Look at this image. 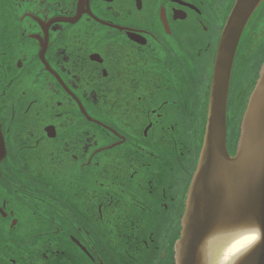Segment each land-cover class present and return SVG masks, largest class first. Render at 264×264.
<instances>
[{
	"label": "flooded vegetation",
	"instance_id": "obj_1",
	"mask_svg": "<svg viewBox=\"0 0 264 264\" xmlns=\"http://www.w3.org/2000/svg\"><path fill=\"white\" fill-rule=\"evenodd\" d=\"M235 2L0 0L5 154L18 133L0 164L16 211L0 218V264H177L205 139L203 29L219 38ZM252 14L229 93L233 156L264 63V1Z\"/></svg>",
	"mask_w": 264,
	"mask_h": 264
},
{
	"label": "water",
	"instance_id": "obj_2",
	"mask_svg": "<svg viewBox=\"0 0 264 264\" xmlns=\"http://www.w3.org/2000/svg\"><path fill=\"white\" fill-rule=\"evenodd\" d=\"M264 0H236L229 14V27L244 30L252 13ZM243 34V32L241 33ZM234 35L238 36L236 31ZM242 37V35H241ZM242 116L235 155H231L222 135L211 132L204 140L197 168L186 199L180 238L176 242L177 264H201V248L217 238L233 240L238 231L259 225L264 233V64ZM250 102V104H249ZM249 105V107H248ZM215 112V98H214ZM5 155L0 138V159ZM193 183V184H192ZM192 219V242L180 253L183 226ZM187 236V229L184 233ZM239 264H264V239L256 242Z\"/></svg>",
	"mask_w": 264,
	"mask_h": 264
},
{
	"label": "snow or ice",
	"instance_id": "obj_3",
	"mask_svg": "<svg viewBox=\"0 0 264 264\" xmlns=\"http://www.w3.org/2000/svg\"><path fill=\"white\" fill-rule=\"evenodd\" d=\"M23 16V14H21ZM229 20L226 19L225 22L220 26L221 35L219 38H215L207 27H204V33L212 37L209 39L208 44L205 47V53L201 54L198 58V72L197 75L202 82H206L205 92L207 97V111H203V105H201L200 116L202 117V124L205 132V142L209 133L211 132L213 137L217 135H222L224 142L226 143L229 135V123L231 117V103L229 98L230 89L235 90V85L237 83V78L241 74L245 65L250 63V52L246 50L247 40L241 37V33L247 37V32L244 28L240 29L235 24L229 27ZM203 24V20L200 21ZM238 31L239 35L236 36L234 33ZM213 40H215L216 50L211 55L207 54L209 49L213 47ZM107 76V72H104ZM171 91V86L168 88ZM214 98H215V112H214ZM148 99L147 95L138 97V102H144ZM173 103H175L173 101ZM250 104V102H249ZM162 109L168 108L167 100H163L159 105ZM178 107V106H177ZM249 107V105H248ZM156 113L155 109L151 110ZM159 115L160 119H164V115ZM4 113L0 112V138L3 137L5 131H10L11 129H5L3 125ZM18 138V133H13L10 142V152L6 153L2 159H0V164L3 163L4 157L10 155L16 151V142ZM166 140L161 137L158 144L164 145ZM22 146V145H21ZM204 148V145H203ZM96 149H93V154ZM158 159V154L154 156ZM202 160V157H201ZM201 160L199 163H201ZM86 163H91V161H86ZM99 166V165H97ZM193 184V183H192ZM0 190H2V185H0ZM27 195V194H25ZM11 212L15 216L16 211L14 206L9 205V200L7 198H0V218L7 216V213ZM183 216V222L185 214ZM187 229V236L184 233ZM192 229L193 222L190 218L187 225L183 226V240L180 244V253L183 256L188 247L192 242ZM179 239V238H178ZM208 247L211 252H215L217 247V238L210 240L208 242ZM223 251H228L224 249Z\"/></svg>",
	"mask_w": 264,
	"mask_h": 264
},
{
	"label": "clouds",
	"instance_id": "obj_4",
	"mask_svg": "<svg viewBox=\"0 0 264 264\" xmlns=\"http://www.w3.org/2000/svg\"><path fill=\"white\" fill-rule=\"evenodd\" d=\"M264 239L259 225L240 230L226 249L218 254L209 250L208 244L201 248V264H239L243 255L258 241Z\"/></svg>",
	"mask_w": 264,
	"mask_h": 264
},
{
	"label": "bare ground",
	"instance_id": "obj_5",
	"mask_svg": "<svg viewBox=\"0 0 264 264\" xmlns=\"http://www.w3.org/2000/svg\"><path fill=\"white\" fill-rule=\"evenodd\" d=\"M234 240V239H233ZM233 240H224V241H220L219 245H218V253H220L221 251H223L224 249H226V247L233 242Z\"/></svg>",
	"mask_w": 264,
	"mask_h": 264
}]
</instances>
